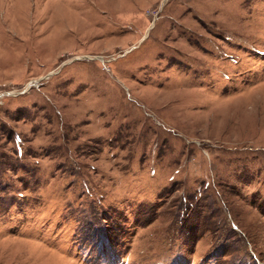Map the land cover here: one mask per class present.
<instances>
[{"label": "rangeland", "instance_id": "rangeland-1", "mask_svg": "<svg viewBox=\"0 0 264 264\" xmlns=\"http://www.w3.org/2000/svg\"><path fill=\"white\" fill-rule=\"evenodd\" d=\"M0 264H264V0H0Z\"/></svg>", "mask_w": 264, "mask_h": 264}]
</instances>
